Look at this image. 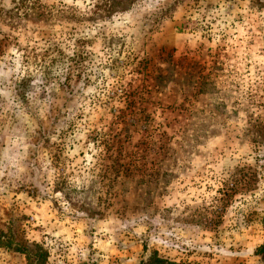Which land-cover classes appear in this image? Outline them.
Listing matches in <instances>:
<instances>
[{
	"label": "rangeland",
	"instance_id": "1",
	"mask_svg": "<svg viewBox=\"0 0 264 264\" xmlns=\"http://www.w3.org/2000/svg\"><path fill=\"white\" fill-rule=\"evenodd\" d=\"M41 3L0 22V264H263L264 0Z\"/></svg>",
	"mask_w": 264,
	"mask_h": 264
},
{
	"label": "trees",
	"instance_id": "2",
	"mask_svg": "<svg viewBox=\"0 0 264 264\" xmlns=\"http://www.w3.org/2000/svg\"><path fill=\"white\" fill-rule=\"evenodd\" d=\"M58 4L62 3V0H55ZM99 1L100 3H102V5H100V10H101V14L103 13H110V11L116 9L117 7L123 6V5H130L132 3H135L136 0H96ZM259 1V0H257ZM41 0H0V22L3 18H7L8 20H27L28 17H30L32 14L36 15L35 17L38 19H41L42 17H49V13L43 12L42 7H41ZM2 6L4 7H8L9 10L4 12ZM97 8V6H95ZM121 9V8H120ZM65 17L67 19H70L69 16ZM101 17V16H99ZM187 23V22H186ZM186 23L183 22V25L186 26ZM50 45V44H48ZM83 47L82 44V40L76 39L74 42V50L78 53L81 52ZM46 52H49L47 54V62H44L43 68L41 69V75H40V79L42 80V85L43 86H47L51 83H54L55 81H57V83L60 82V84L62 86H69L70 82L72 81V77L75 74H71L70 72H65V81L63 83H61V79L59 78L58 74L56 73L59 70L60 67V63L64 62L61 60H57L53 55L54 52L56 51V47L54 48H49L45 50ZM44 51V52H45ZM74 52V53H76ZM2 54L1 51V40H0V55ZM81 54V53H80ZM60 55V52L59 54ZM77 57V55H76ZM79 60H81L80 56L77 59H70L68 62V64L66 65L67 67L65 68L66 70H71V69H76L74 67L79 66L78 68H80V63ZM64 64L61 63V66H63ZM64 69V68H63ZM64 75V74H63ZM80 72L79 74H77V78H80ZM29 83H30V79L28 78H21L19 80L18 83H16V87H15V91L19 94V96L22 97V102L27 100V97L24 96V92L27 89V87H29ZM1 234V232H0ZM6 242H9L8 240L3 241V239L0 237V244H4ZM35 248H39V246L35 245ZM15 251L20 253V254H24L27 256V254H29V248L27 246H18L17 248H15ZM257 254H260L262 256L263 259V264H264V245H262L256 252Z\"/></svg>",
	"mask_w": 264,
	"mask_h": 264
}]
</instances>
